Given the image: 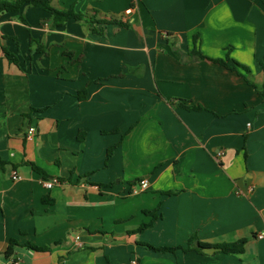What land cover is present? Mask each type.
<instances>
[{
  "label": "crops",
  "instance_id": "crops-1",
  "mask_svg": "<svg viewBox=\"0 0 264 264\" xmlns=\"http://www.w3.org/2000/svg\"><path fill=\"white\" fill-rule=\"evenodd\" d=\"M76 11L130 26L95 25L100 35L76 20L53 28L41 8L0 14V264H264V0H82ZM194 49L249 67L256 88L191 61ZM194 234L248 244L200 253Z\"/></svg>",
  "mask_w": 264,
  "mask_h": 264
},
{
  "label": "trees",
  "instance_id": "trees-1",
  "mask_svg": "<svg viewBox=\"0 0 264 264\" xmlns=\"http://www.w3.org/2000/svg\"><path fill=\"white\" fill-rule=\"evenodd\" d=\"M56 0H0V14L4 13H19L24 7H33V8H41L47 13L50 14V22L51 26L53 28H61L63 27L68 21L70 20H76V21H82L86 22L90 25L91 30L95 34L103 35V33L96 30L95 25L100 24H117L121 27H129L130 25L127 23H123L121 21H116L112 19L107 18H98V15L87 17L86 14L76 11V6L79 2L82 0H77V2L70 6L68 9H58L55 8L53 3ZM133 5V4H132ZM99 12H96V14ZM197 42V41H196ZM4 51V54L6 58L11 62L18 64L17 57L9 52V50L5 47L2 48ZM230 50V49H229ZM191 61L194 60H207L214 62L216 64H219L231 71L237 72L238 74L242 75V77L247 81V83L253 87L256 88L255 84L252 81L253 78V72L251 69L245 65L240 64L239 62L235 61L234 59L227 57L226 59H214L211 57H207L203 55V53L199 49H194L191 53H189ZM87 90H83L79 94L80 100H85L87 95ZM259 94L264 98V88L262 91H259ZM187 109L191 110H202V107H186ZM83 135H80L79 138H81ZM116 147L110 148L108 151V158L112 156L113 151ZM34 171H36L39 174H42L46 180L49 179V177L46 175L45 171L36 166L35 164H30ZM45 201H50L49 199H44ZM160 208L158 207L154 211H148L146 212L149 216H151L152 220L149 223L142 224L138 230L135 231V233H142L148 228H151L155 222V220L158 219ZM248 244V240L243 239L235 243L230 244H217L212 245L208 243L201 242L198 238L197 234H194L192 237H190L188 241V249H194L200 253L211 250L216 251L220 253L225 254H241L244 253L245 248ZM144 247L148 248L151 251L154 252H175L178 248H155L149 244H143ZM17 246H20L19 243L16 240H11L9 244V248L6 252V257L10 258L13 256L15 248ZM27 248H30L35 251L39 252H46V248H41L34 246L33 244H27L25 245Z\"/></svg>",
  "mask_w": 264,
  "mask_h": 264
},
{
  "label": "built area",
  "instance_id": "built-area-1",
  "mask_svg": "<svg viewBox=\"0 0 264 264\" xmlns=\"http://www.w3.org/2000/svg\"><path fill=\"white\" fill-rule=\"evenodd\" d=\"M130 12H131V9L127 11V14H129ZM35 134H36V129H35V128H30V130H29V132H28V136H27L28 139H29V140H32L33 137L35 136ZM220 155H222V153H220ZM18 178H19V177H18L17 173H14V174H13V179H14V180H17ZM55 183H56L55 180H53V181H45L44 186H45L46 188H48V189H51V188L54 186ZM148 187H149V182H148L147 179H141V180L139 181V183H138V188H139L141 191H145V190H147ZM258 237H259L260 239H263V238H264V234L262 233V234H260ZM79 240H80V238L77 237V241H76V246H77V247L82 246V244H81V242H80ZM14 264H19V263H14ZM133 264H137L136 261H135Z\"/></svg>",
  "mask_w": 264,
  "mask_h": 264
}]
</instances>
